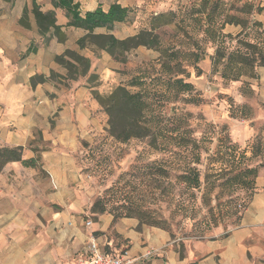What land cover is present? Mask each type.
Returning <instances> with one entry per match:
<instances>
[{"label": "rangeland", "instance_id": "374dc122", "mask_svg": "<svg viewBox=\"0 0 264 264\" xmlns=\"http://www.w3.org/2000/svg\"><path fill=\"white\" fill-rule=\"evenodd\" d=\"M224 1L227 3L226 8L230 9L234 0ZM48 2L49 0H42L41 5ZM200 2L162 0L158 5L140 4L142 6L136 8L131 22L118 24L110 31L116 39L131 37L139 29L148 27L150 15L160 11L176 12L177 16L183 18L180 20L177 17L175 22L161 25L153 32L158 35L161 46L200 51L203 57L198 63L181 60V69L172 73L175 78L180 77L189 82L192 91L177 94L167 92L161 104L157 105L161 106L162 116L170 121L175 120V124L180 126L179 131H186L185 134L197 146L192 147L191 143L186 146L176 145L177 141L172 139L170 132L172 123L168 119V122L163 119L161 134L157 138L158 145L163 147L161 150L150 145V137L119 141L108 133V116L101 107V129L93 132L90 138L80 139L75 152L81 186L90 200L88 211L94 202L99 201L104 207L103 213L111 214L114 219L129 217L128 211L133 214L140 212V225L162 228L179 244L186 239L193 240L210 236L215 231H224L237 223L235 211L240 209L236 204L247 196L248 190L235 187L229 194L228 187L223 185L226 175L219 176L221 169L230 166L232 147L237 156L244 153L245 165L256 164L258 171L264 168V98L256 88V79L248 80L251 90H247L241 87L245 78L236 82H224L219 74L212 71L210 55L215 46L204 37L202 27L197 22L195 10ZM25 6L31 7L29 0H0V39L7 41L14 38L18 51L24 39L33 37L34 48L44 44V47H50L55 53L59 51L52 59L44 55L42 65H48L49 68L50 64L52 67L46 77L34 76L32 85L48 80L69 89L75 83H81L90 92L87 75L69 82L59 76L65 75L66 70L55 62V57L73 49L89 58L91 66L88 72L96 75L94 89L103 96L118 84L126 86L133 75L142 72L149 76L158 74L162 59L160 52L154 48L139 45L125 52L122 58L115 59L104 50L94 51L89 47L79 49L75 41L80 34L76 29H62L64 40L52 37L46 42L45 37L37 34L35 21L29 10L27 19L30 27L27 29L19 24L18 19L23 10L18 13ZM229 12H233L232 9ZM52 42L54 45L50 46ZM29 52L21 51L19 57L26 56ZM51 72L59 77L50 78ZM127 88L131 91L137 89ZM149 89L164 90L161 86L153 85ZM91 95L93 97L92 93ZM94 100L96 101L95 98ZM220 138L223 143L218 148ZM22 147L23 150H33L38 156L41 151L49 149L50 145L40 139L38 132H34L33 139ZM196 152L200 158L197 168L201 185L194 190H187L183 183H179L178 175L181 173L182 159H191ZM158 164L164 169L163 174L155 172L154 167ZM228 199L231 200L229 207L224 206ZM218 203L221 205L216 207ZM90 214V219L93 220L96 214ZM132 217L139 222L138 216ZM213 219L218 224L211 222Z\"/></svg>", "mask_w": 264, "mask_h": 264}, {"label": "crops", "instance_id": "0c3cea01", "mask_svg": "<svg viewBox=\"0 0 264 264\" xmlns=\"http://www.w3.org/2000/svg\"><path fill=\"white\" fill-rule=\"evenodd\" d=\"M41 1L37 0L41 10L54 9ZM77 1L84 12L107 8L115 1L140 7L158 5L162 0ZM254 1L262 8L256 19L264 27V0ZM54 10L57 23L66 24L63 11ZM32 38L24 39L18 51L14 38L0 39V145L25 146L38 132L50 148L39 153L37 167H24L17 161L2 168L0 264H75L89 257L86 246L90 237L104 254L127 251L138 259L135 264H264V168L256 175L254 192L237 223L207 237L179 244L168 231L140 225L133 217L114 219L101 213L91 220L90 200L81 186L75 152L80 139L101 129V107L81 83H73L71 90L48 80L32 85L34 76L46 77L52 67L42 65L44 55L52 59L59 52L43 44L19 57V52L28 51ZM257 73L256 88L264 98V66ZM23 154L36 156L33 150L24 149ZM148 251L153 253L144 256Z\"/></svg>", "mask_w": 264, "mask_h": 264}, {"label": "trees", "instance_id": "16d2710c", "mask_svg": "<svg viewBox=\"0 0 264 264\" xmlns=\"http://www.w3.org/2000/svg\"><path fill=\"white\" fill-rule=\"evenodd\" d=\"M12 1V0H5ZM30 6H25L22 15L19 17V24L25 28L30 27L27 19V12L32 14L35 21L36 31L40 37H45L47 42L52 37L64 40L65 35L63 27L76 29L82 32L75 43L79 49L104 50L115 59H120L124 53L132 50L139 45L150 47L158 50L161 55V64L158 74L149 76L147 73H139L127 82L126 86L118 84L109 94L100 95L94 89L96 75L88 72L91 66L89 58L81 55L77 50H66L63 54L55 57V62L61 64L66 70L65 75H59L68 82L73 81L77 77L87 75V86L90 92L98 102L99 106L106 112L107 131L117 140L126 141L130 138H149L150 145L161 150L162 145H158L157 138L161 134V124L165 119L161 114L160 105L167 92L173 91L190 92L192 85L185 82L182 78L173 76L175 70H180L181 60H190L198 63L203 53L200 51H184L180 48L161 46L158 35L153 30L175 22L178 17L176 12L160 11L152 13L149 18V26L139 29L136 34L124 39H116L110 31L118 24L131 22L133 20L136 6H125L117 1L110 3L107 8L98 6L92 10L82 12L77 0H49L54 9H61L66 17V24L57 23L55 10H41V6L37 0H29ZM198 8L195 10L198 24L202 27L204 37L211 42L215 48L210 55L212 60V71L219 74L224 82H236L243 80L244 89L251 90L248 80L258 78V69L264 66V27L262 23L256 19L257 13L261 12V7L254 0H234L231 8L233 12L227 9V3L224 0H200ZM237 27V30H227L226 27ZM101 32H96L100 30ZM235 32V34H234ZM234 41V44H233ZM45 43V42H44ZM28 51L34 50V43H30ZM172 74V76H171ZM54 72L50 73V78H54ZM58 76V77H59ZM161 86L163 91L154 89L151 91L149 86ZM127 87L137 89L131 91ZM162 89V88H161ZM156 98V101H154ZM154 101V105H153ZM159 108L157 109V107ZM169 120V119H168ZM167 120V122H168ZM170 121V120H169ZM170 132L172 139L177 141L176 145L192 144L197 146L185 134L186 131H179V125L175 124V120L170 121ZM167 126V124H164ZM175 134V136L173 135ZM218 148H220L223 140L218 139ZM230 153V166L221 169L219 176H224V187H228L229 194L233 188H246L248 194L246 197L236 204L240 211H235L236 220L239 218L241 211L246 207L247 201L254 192V183L258 173V165L244 164V153L236 155L235 148L232 147ZM193 150L191 149L190 152ZM219 149L217 153L219 154ZM219 159L223 157H218ZM199 154L196 152L191 159H182V167L180 175H178L179 183H183L185 189L194 190L199 188L201 180L199 178V170L197 163L199 162ZM19 161L24 167H37L39 165V156L26 158L23 154V147L20 145L6 146L0 145V173L2 168L10 162ZM154 165V164H153ZM155 172L165 171L162 166L154 167ZM154 172V173H155ZM224 206L228 207L231 200H225ZM218 203L216 207L220 206ZM223 206V205H222ZM94 214L104 212V207L99 201L92 204L89 210ZM127 216H138L141 223V214L128 211ZM221 212V209H219ZM221 217V216H220ZM211 222L218 224L216 219ZM210 223V222H208Z\"/></svg>", "mask_w": 264, "mask_h": 264}, {"label": "built area", "instance_id": "2783aa9c", "mask_svg": "<svg viewBox=\"0 0 264 264\" xmlns=\"http://www.w3.org/2000/svg\"><path fill=\"white\" fill-rule=\"evenodd\" d=\"M85 225L89 226L90 222H86ZM86 252L89 257L87 259H79L75 264H135L138 260L127 254V251H123L116 255L104 254L99 249L94 237H90L86 246ZM152 253L153 251L145 252L144 256H149Z\"/></svg>", "mask_w": 264, "mask_h": 264}]
</instances>
